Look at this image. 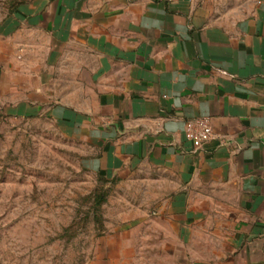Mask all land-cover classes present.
Here are the masks:
<instances>
[{"label":"crops","instance_id":"0c3cea01","mask_svg":"<svg viewBox=\"0 0 264 264\" xmlns=\"http://www.w3.org/2000/svg\"><path fill=\"white\" fill-rule=\"evenodd\" d=\"M14 15L32 58L16 111L71 129L107 178L169 176L141 223L161 262L264 264V0H42ZM200 116L213 137L194 149L184 123Z\"/></svg>","mask_w":264,"mask_h":264},{"label":"rangeland","instance_id":"374dc122","mask_svg":"<svg viewBox=\"0 0 264 264\" xmlns=\"http://www.w3.org/2000/svg\"><path fill=\"white\" fill-rule=\"evenodd\" d=\"M41 1L0 0V264H160L141 223L168 195L169 176L141 168L107 178L71 129L16 111L29 99L32 58L20 52L27 36L14 14Z\"/></svg>","mask_w":264,"mask_h":264},{"label":"built area","instance_id":"2783aa9c","mask_svg":"<svg viewBox=\"0 0 264 264\" xmlns=\"http://www.w3.org/2000/svg\"><path fill=\"white\" fill-rule=\"evenodd\" d=\"M183 133L185 139L193 145L194 149L201 148L213 137L210 119L205 116H200L186 120Z\"/></svg>","mask_w":264,"mask_h":264}]
</instances>
